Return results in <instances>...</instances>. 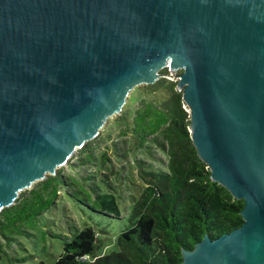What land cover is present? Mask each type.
Here are the masks:
<instances>
[{
    "label": "water",
    "instance_id": "obj_1",
    "mask_svg": "<svg viewBox=\"0 0 264 264\" xmlns=\"http://www.w3.org/2000/svg\"><path fill=\"white\" fill-rule=\"evenodd\" d=\"M164 68L211 180L244 202L181 264H264V0H0V211Z\"/></svg>",
    "mask_w": 264,
    "mask_h": 264
},
{
    "label": "trees",
    "instance_id": "obj_2",
    "mask_svg": "<svg viewBox=\"0 0 264 264\" xmlns=\"http://www.w3.org/2000/svg\"><path fill=\"white\" fill-rule=\"evenodd\" d=\"M159 75L153 84L137 89L141 97L132 111L129 97L113 120L119 130L122 155L134 157L135 186L139 188V196H131L128 215L121 216L112 183L117 171L108 166L107 153L96 156L98 139H93L78 153L83 156L81 163L98 162L94 164L99 168L95 175L78 179L58 170L0 211V264L26 261L27 257L11 256L7 250L16 239L29 242L35 237L40 218L56 207L60 193L101 218L123 219L124 226L113 241L115 251L97 254L105 242L101 235L108 231L86 226L63 240L62 252L52 264H181L182 251H191L204 236L214 240L242 225L244 202L211 180L209 168L192 144L190 117L178 80L168 68ZM112 146L113 156H121L118 144ZM156 151L167 159L164 169L136 159L137 154L152 159Z\"/></svg>",
    "mask_w": 264,
    "mask_h": 264
},
{
    "label": "rangeland",
    "instance_id": "obj_3",
    "mask_svg": "<svg viewBox=\"0 0 264 264\" xmlns=\"http://www.w3.org/2000/svg\"><path fill=\"white\" fill-rule=\"evenodd\" d=\"M171 75L174 76L173 78L175 80H178L180 71L172 72ZM141 86L142 85L135 87L129 93L128 98H132V102L129 106L130 111L136 107L137 102L141 97L140 92L137 91ZM135 89L136 92H134ZM128 98L126 102L128 101ZM119 113L109 117L93 139H98L96 142L98 146V149L95 151L96 156L100 158L101 154L107 153L110 158L108 166L117 171V175L112 183L119 198V207L122 211L121 216L125 218L131 207V196L138 197L139 193H137V190L139 188L135 186L137 184V178L135 176L134 165L132 164L134 157L133 155L126 157L122 155L123 151L120 142L121 138L119 137V130L117 126L113 124V120L119 115ZM115 143L118 144L117 148L121 155L118 158L113 156L112 145ZM79 149H76L68 157L66 163L61 167H58V170H62L65 176L76 177L78 179L88 175H95V172L98 171L99 168L97 166L95 167L94 164L98 162L93 161L92 163H81L79 159L83 156L78 153ZM136 159L144 160L147 165H152L156 169H164L167 160L159 151L154 153V158L152 159L142 154H137ZM101 171L104 172L105 170L102 169ZM47 176L48 175H46V177ZM128 178L133 181L134 185L129 184ZM40 181L42 180L34 182L28 189L20 191L18 196L20 193L34 188ZM86 226H91L97 230L105 229L108 231L107 235H101V238L105 239V242L103 243L102 249L97 253L104 255L110 251L116 250L113 241H115V238L119 235L121 229H123L124 220L101 218L98 215L92 214L87 209L74 202L71 198L64 196L63 193H60L56 207L40 218L39 226L34 232L35 237L29 242L20 238L14 240L12 242V247L7 250V252L11 256L17 258L24 256L27 257L23 264H37L39 261L52 264L62 252L63 240L66 238L70 239L76 234V232L82 230Z\"/></svg>",
    "mask_w": 264,
    "mask_h": 264
}]
</instances>
